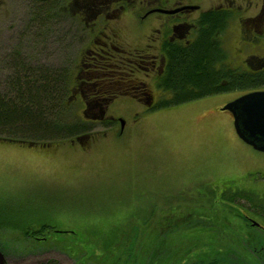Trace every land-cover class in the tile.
<instances>
[{"label":"rangeland","instance_id":"obj_1","mask_svg":"<svg viewBox=\"0 0 264 264\" xmlns=\"http://www.w3.org/2000/svg\"><path fill=\"white\" fill-rule=\"evenodd\" d=\"M35 10L33 0H0V96L10 92L7 79L20 59L26 77L37 81L26 91H67L70 117L89 131L51 144L0 139L1 221L11 228L0 230V251L7 264H107L105 248L121 235L131 242L142 234L145 251V237L152 241L156 232L164 243L156 244L151 264H178L187 249L203 258L235 251L243 264H258L253 251L264 257V231L244 216L264 209V153L244 144L232 115L221 110L247 90L154 110L120 95L100 108L103 122H91L96 118L83 111L92 91L72 90L80 83L76 72L90 62L80 60L89 33L70 15L48 12L35 20ZM130 17L121 32L131 33ZM122 45L124 55L140 53L136 42ZM146 88L154 106L168 99L149 79ZM6 101L12 118L18 105ZM93 112L99 115V108ZM84 137L87 144L75 141ZM235 192L233 202L228 197ZM43 225L40 242L21 233Z\"/></svg>","mask_w":264,"mask_h":264},{"label":"flooded vegetation","instance_id":"obj_2","mask_svg":"<svg viewBox=\"0 0 264 264\" xmlns=\"http://www.w3.org/2000/svg\"><path fill=\"white\" fill-rule=\"evenodd\" d=\"M38 1H41L42 5L45 6L46 12L57 15H70L71 19L76 21V28L78 25H81L89 33V38H87L88 45L85 46L84 56L80 60H82V64L86 60L90 62H86V70L83 69L76 72L79 77L77 81L80 79V83L72 87L73 91H79L80 94L84 91H118L91 83L89 80L81 79V77L94 75L95 67H97L96 63L99 62L125 63L126 66L124 68L126 71L124 73L127 75H125L126 79L122 89L124 91H143L141 93L142 99L138 101L147 105L148 109L153 108L157 99L146 93L148 91L146 88L148 79L155 88L162 91L158 87V80L163 75L165 69L168 49L173 45L187 47L194 43L198 30L200 28H207V25H201V21L208 19L204 15L208 13L221 17L220 23L215 27L211 42L219 43L227 56L223 62H216V68L220 64H224L236 73L246 74L249 77L264 76V0ZM133 12L136 13L135 18L126 16ZM151 14L155 15V17L150 18ZM128 17L133 21L132 30L129 34L121 32L122 30L120 29L122 21L127 25ZM233 39L235 40L234 44L231 42ZM127 40L140 45L141 49L136 48V50L140 49L139 54L131 55V53L124 55L126 52L122 44L127 42ZM140 75L141 77H139ZM9 79H7L6 83L7 90ZM259 88H262V90H259ZM3 89L5 90L2 86L0 90ZM246 90L240 91H246L245 93L264 91V82L258 84L255 88ZM99 105L94 99L84 104L85 109L83 113L87 115V113L91 112V117L96 118L92 119L91 122H103L102 118L97 119L100 117L101 111ZM97 107L99 108V115H94L93 110H96ZM86 138L88 137L75 141L79 144H87L90 139L81 141ZM237 194L239 193L235 192L228 198H231L234 202ZM205 206V203L200 206L199 217ZM172 212L177 216L178 211L172 209ZM249 214H251L250 216L248 215L249 218L244 216L246 223L248 222L249 226L264 231L262 223L264 222V216L256 212ZM175 216L173 217L175 218ZM151 220H153V217H151ZM190 220L201 223V218H191L187 221ZM177 221L185 223V221L183 222L180 219H177ZM178 222H174L175 227L173 229L177 228ZM156 225H158L157 222L154 227L151 226V230L155 229ZM21 233L26 235L22 231ZM29 233L32 234V231ZM141 233L143 232L141 231ZM42 234L40 232L36 238L45 239L44 237H39ZM125 235H121L118 240L107 245V248H105V262L107 264H151L153 261L152 257L155 251H157L156 244L158 243L159 246L158 232L154 233L152 241L145 237V251L143 250V243L140 246L142 234L131 242ZM150 249L151 252H149ZM190 253L189 249L178 253L177 263L243 264L242 259L239 255L236 256L235 251H229L224 256L218 257L219 255H213L208 258H203L200 254ZM247 253H244V256L250 257V250ZM253 253L258 264H264V257L259 258L256 251H253ZM214 257L220 258V260L213 262L211 259ZM261 261L263 263H260ZM75 264H77V261ZM86 264L90 263L87 262ZM244 264H247V262L245 261Z\"/></svg>","mask_w":264,"mask_h":264},{"label":"trees","instance_id":"obj_3","mask_svg":"<svg viewBox=\"0 0 264 264\" xmlns=\"http://www.w3.org/2000/svg\"><path fill=\"white\" fill-rule=\"evenodd\" d=\"M33 3L37 6L35 20L40 18L46 20L48 12L42 2L35 0ZM204 15L208 19L202 20L201 25L205 24L207 28L198 30L194 43L187 47L173 45L168 49V58L163 75L158 80V87L169 96L168 99L157 102L150 110L184 104L232 90L255 88L264 82V76L249 77L246 74L236 73L224 64H220L216 68V62H223L227 57L219 43L211 42L215 27L220 23L221 17L210 13ZM17 61L14 63L8 83L10 92L0 96V139L12 141L22 139L26 142L29 139V144H51L67 141L77 135H85L89 130L85 127L84 122L73 120L70 117L69 113L71 112L64 98L67 91H53V87L52 91H26L28 83L37 81L32 76L26 77V69L23 68L22 63ZM125 66V63L103 62L100 66L95 67L94 75L86 76L87 80H91V83L118 90L92 91L90 98L97 101L100 108L120 95L131 96L137 100L142 99L143 91H124L122 89L126 79L125 75H127L124 73ZM5 101L14 104V106L18 105L14 107L15 111L19 109L22 111H14V116L11 118L6 115L9 111ZM3 135L6 136L2 137ZM260 215L264 216V209ZM1 216L0 212V221ZM222 220V217L218 219L219 222ZM6 228L11 229L9 224L1 221L0 230ZM44 228L46 226L43 225L40 230L35 231L26 227V232L23 229L21 231L27 237L40 242L44 239H37L36 236ZM31 231L32 234L29 233ZM191 239L193 237H190ZM198 241L201 243V238H198ZM211 260L217 262L220 258L214 257Z\"/></svg>","mask_w":264,"mask_h":264},{"label":"water","instance_id":"obj_4","mask_svg":"<svg viewBox=\"0 0 264 264\" xmlns=\"http://www.w3.org/2000/svg\"><path fill=\"white\" fill-rule=\"evenodd\" d=\"M221 110L232 115L237 137L253 150L264 153V91L245 93L225 104ZM0 264H6L1 251Z\"/></svg>","mask_w":264,"mask_h":264}]
</instances>
